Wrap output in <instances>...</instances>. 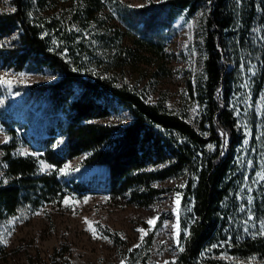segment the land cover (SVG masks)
<instances>
[{
  "label": "trees",
  "instance_id": "1",
  "mask_svg": "<svg viewBox=\"0 0 264 264\" xmlns=\"http://www.w3.org/2000/svg\"><path fill=\"white\" fill-rule=\"evenodd\" d=\"M9 1L16 10L0 12V39L15 31L17 36L0 48L2 64L35 71L50 68L60 76L27 87L23 102L42 104L36 122H19L11 110L0 109V123L10 135L0 143V169L7 178L0 180V221L21 210L59 203L68 194L97 191L147 206L161 191L153 181L185 171L179 215L183 251L174 264H228L221 253L236 258L257 255L259 261L252 264H264V236L240 238L226 229L233 198L228 175L242 139L228 103L233 70L226 42L236 23L237 0H160L139 6L112 0L121 22L138 33L136 42L145 47L147 54L142 55L148 63L152 54L163 56L162 30L179 14L203 12V55L195 83L202 107L196 126L117 77L114 63L121 55L112 51L116 32L95 35L101 49L97 54L82 42L76 44L79 30L67 28L57 35L59 27L42 14L48 0ZM257 3L264 14V0ZM83 5L77 10L80 17L98 8L100 0H85ZM244 9L248 19L257 11L251 1ZM89 60L101 68H89ZM116 104L127 109L129 122L98 121ZM15 126L21 129L19 135ZM22 144L40 154L19 153ZM83 152H88L84 163L104 166L101 176L78 179L60 171L67 160ZM39 157L53 168L41 171Z\"/></svg>",
  "mask_w": 264,
  "mask_h": 264
},
{
  "label": "rangeland",
  "instance_id": "2",
  "mask_svg": "<svg viewBox=\"0 0 264 264\" xmlns=\"http://www.w3.org/2000/svg\"><path fill=\"white\" fill-rule=\"evenodd\" d=\"M48 1L42 14L59 27L58 36L67 28L79 30L76 44L82 42L85 48L101 54L95 35L98 32H116L112 51L121 55V59L118 58L114 63L118 65L115 70L117 77L128 82L147 100L160 101L196 126L202 107L195 84L203 55L200 27L202 11L191 16L182 12L170 26L164 28L163 56L152 54V63H148L142 55L147 54L143 51L145 47L136 42L138 33L121 22L112 0H100L98 8L84 17H80L77 10L84 6L85 0ZM121 1L139 6L160 0ZM245 1L237 0L236 3L235 0L236 23L226 42L228 66L233 70L228 103L242 136L236 147L232 171L228 175L232 181L230 195L233 198L226 229L229 234L240 238L264 236L260 234L264 225V179H261L264 174V14L258 0ZM247 1L255 3L257 7L255 15L249 19L244 11ZM11 8L13 6L9 0H0V12ZM16 36L15 31L2 37L0 48L9 46ZM89 66L94 67V70L101 68L95 67L93 60H89ZM20 74H24L23 77ZM59 76L58 71L50 68L40 71L14 69L3 65L0 60V77L12 81L10 86L0 85V109L11 110L19 122H36L42 104L39 105L37 101L30 104L23 102L27 87L32 83L56 80ZM130 119L127 109L116 104L109 115L98 121L125 124ZM15 129L19 135L21 129L17 126ZM9 138V133L0 123V143ZM62 140L60 136L57 138L59 142ZM18 152L40 154L25 144L18 147ZM86 155L88 152H83L67 160L60 170L78 179L101 176L104 166L84 163ZM38 163L41 171L53 168L43 158L39 157ZM187 178V172L181 171L153 181L152 184L161 191L147 206L97 191L84 196L68 194L59 203H44L33 211L21 210L0 221V233L8 239L7 245L0 244V264H173L179 253L175 243L174 225L179 224L175 195L180 194L181 210ZM0 180L7 181L2 169ZM36 212L41 214L35 215ZM155 217H159L155 228L144 237L140 247H134L141 243L140 233L136 229H149L146 221ZM85 218L91 222L93 229L107 236L108 240L94 239ZM165 224L168 227H164ZM121 234L126 238L121 239ZM219 256L228 264L259 261L257 255L236 258L221 253Z\"/></svg>",
  "mask_w": 264,
  "mask_h": 264
},
{
  "label": "snow or ice",
  "instance_id": "3",
  "mask_svg": "<svg viewBox=\"0 0 264 264\" xmlns=\"http://www.w3.org/2000/svg\"><path fill=\"white\" fill-rule=\"evenodd\" d=\"M16 9L15 8H11L9 9V11L11 12H14ZM254 74V73H253ZM21 77H23L24 74H20ZM12 84V81L11 80H7V79H4L3 77H0V85H11ZM225 136V140H224V143L226 145L227 143V139H226V134H223ZM6 142V141H5ZM211 147V146H209ZM67 167V166H66ZM61 172H63L64 170L61 169L60 170ZM261 179H264V174L261 175ZM184 185H180V187H183ZM180 194L177 193L175 195V205H176V216H177V219L179 217V210H180ZM65 204L68 203L67 200L64 201ZM73 213L75 214V209H73ZM35 215H40L41 213L40 212H36L34 213ZM157 220H159V217H155V218H150L146 221V223L150 226L149 229H144V228H138L136 229V231L138 233H140V244H137L135 245L134 247H140L141 244L143 243V240H144V237L148 234V232L152 231L154 228H155V225H156V222ZM15 221H13L14 223ZM85 223H88L89 224V229L92 231V234H93V238L94 239H104V240H108V237L107 236H103V235H100L95 229L92 228V225H91V222L87 221V218H85ZM164 227H168V225H164ZM175 229H176V239H175V243H176V246L179 248L180 251H183V248L180 246V239H179V235H180V228H179V224L177 223L176 225H174ZM260 234L261 235H264V225H262V228L260 230ZM8 235L10 236L11 233L9 232ZM126 237H124L122 234H121V239H125ZM108 242H111V241H108ZM8 243V239L6 238V236L3 234V233H0V244H3V245H7ZM215 247V245H214ZM165 264H167V262H165ZM174 264V262H173Z\"/></svg>",
  "mask_w": 264,
  "mask_h": 264
}]
</instances>
